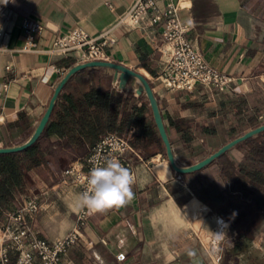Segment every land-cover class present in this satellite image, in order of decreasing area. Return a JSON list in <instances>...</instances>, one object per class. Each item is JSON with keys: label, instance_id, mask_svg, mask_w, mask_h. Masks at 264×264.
Returning <instances> with one entry per match:
<instances>
[{"label": "crops", "instance_id": "obj_1", "mask_svg": "<svg viewBox=\"0 0 264 264\" xmlns=\"http://www.w3.org/2000/svg\"><path fill=\"white\" fill-rule=\"evenodd\" d=\"M133 1L0 0V26L10 30L12 48L0 53V147L22 144L32 136L58 83L71 67L84 62L79 50L67 55L48 51L57 36L75 26L98 34L111 27ZM175 1L181 5L180 17L191 23L188 39L209 64L235 76L227 92L253 91L264 83V0ZM159 6L163 8L162 0ZM25 18L45 26L31 51L20 49ZM162 31V23L147 27L118 24L112 31L116 41L107 48L110 60L150 80L165 117L174 112L188 114L182 106L185 102L213 100L215 105L223 92L202 85L172 92L163 86L158 77L164 46ZM136 82L129 78L122 86L112 68L87 67L73 74L63 89L75 92L98 87L137 95ZM63 152L70 161L65 168L83 165L85 157L74 159L71 151ZM145 163L135 161L134 199L125 206L90 215L82 235L65 254L66 263L225 264L208 246L209 229L222 217L207 215L204 209L211 208L188 185L185 202L179 205L178 194L168 188L169 180L152 175ZM64 169L54 166L53 173L47 171L48 175L43 174L33 186L41 203L32 219L33 229L38 237L49 241L65 236L74 227L79 211L74 204L80 192L63 176ZM41 170L46 169L41 167L38 173ZM197 218L207 228L203 232L207 252L197 240L198 232L187 224H195ZM262 227L263 223L251 240L257 254L264 255ZM119 253L125 254L123 260L118 259ZM254 264H264V256L257 257Z\"/></svg>", "mask_w": 264, "mask_h": 264}, {"label": "trees", "instance_id": "obj_2", "mask_svg": "<svg viewBox=\"0 0 264 264\" xmlns=\"http://www.w3.org/2000/svg\"><path fill=\"white\" fill-rule=\"evenodd\" d=\"M182 106L198 116L162 114L176 159L192 164L264 123V83L253 91L223 92L215 105L185 102ZM109 132L128 135L145 158L166 154L144 93L63 89L41 138L25 150L0 154V221L36 185L39 168L53 173L54 166L65 167L70 161L64 150L71 151L74 159L86 157ZM202 138L208 140V148ZM182 177L199 200L231 224L238 239H252L264 222V131Z\"/></svg>", "mask_w": 264, "mask_h": 264}, {"label": "built area", "instance_id": "obj_3", "mask_svg": "<svg viewBox=\"0 0 264 264\" xmlns=\"http://www.w3.org/2000/svg\"><path fill=\"white\" fill-rule=\"evenodd\" d=\"M159 1L134 0L111 27L98 34H91L80 26L70 28L57 36L48 51L67 55L79 50L84 62L110 60L107 48L116 41L112 35L115 26L128 23L134 27H147L162 23L164 46L158 77L168 91L192 90L198 85L220 92L231 90L235 76L209 64L201 51L188 39L187 32L191 29V23L180 17V3L162 0L164 6L160 8ZM2 9L3 5L0 4V12ZM44 27L39 21L25 18L22 22L23 43L20 49L34 50L37 35ZM9 39L10 30L0 26V53L12 49ZM93 156L115 157L130 169L135 183V161L144 160L142 151L133 145L128 135L116 132L104 134L92 146L83 165L72 164L63 170V176L80 193L85 189L87 176L93 167L90 163ZM40 207L38 195L33 191L27 192L21 196L18 207L7 212V219L0 221V264H67L64 256L82 235L90 215L86 210H79L74 227L62 238L49 241L38 237L33 229L32 219ZM124 258V253L118 254V259Z\"/></svg>", "mask_w": 264, "mask_h": 264}, {"label": "water", "instance_id": "obj_4", "mask_svg": "<svg viewBox=\"0 0 264 264\" xmlns=\"http://www.w3.org/2000/svg\"><path fill=\"white\" fill-rule=\"evenodd\" d=\"M87 67L112 68L116 72L117 78L120 82V85L122 86L127 83L129 78H134L135 80L138 81L139 86H138V89L136 90V94L144 93L147 96L156 126L158 128L160 137L165 146V152H166L167 159L171 167L175 170V172L180 175L185 174V173L194 172V171L204 168L206 165L210 164L212 161L222 156L225 152H227L229 149L233 148L240 142L247 140L251 138L252 136L264 131V123H263L257 127H254L246 131L242 135L237 136L236 138L230 140L229 142L223 144L216 151L212 152L211 154L204 157L203 159L195 163L189 164V165H180L177 162L176 154L174 152V149H173V146H172V143H171V140H170L167 128H166V124H165L164 117H163V114L160 108L159 100L156 96V93L152 87L150 80L144 74L122 63L111 61V60H92V61H86V62H82V63L74 65L64 75V77L61 79V81L56 86L54 93L49 101V104L44 114L42 115L39 123L37 124L32 136L26 142L22 144L0 147V154L1 153H15V152L25 150L38 141L41 138L51 118L56 101L61 91L66 86L67 82L69 81V79L71 78L73 74Z\"/></svg>", "mask_w": 264, "mask_h": 264}, {"label": "rangeland", "instance_id": "obj_5", "mask_svg": "<svg viewBox=\"0 0 264 264\" xmlns=\"http://www.w3.org/2000/svg\"><path fill=\"white\" fill-rule=\"evenodd\" d=\"M137 87L135 88V92L138 89V81ZM213 100H194V102H201L206 104L207 106L213 105L212 103ZM174 102V100H172ZM175 103V102H174ZM179 105H176V108H178ZM168 110L170 111H175L173 108H169ZM173 111V112H174ZM188 114H191L195 117L198 116V114L192 113L191 110L187 109L185 111ZM202 143L208 148V140L206 138H202ZM142 156L144 160L142 163L145 161V168L152 174L157 176L160 179H167L169 180V186L168 188L170 189V192L173 193L175 192L178 194V203L179 205H182L185 202V199L187 197L188 189L186 188V185H188L182 175L178 174L175 172V170L171 167L167 156L164 152H159L149 158H145L144 152H142ZM157 156L155 160H152V157ZM177 162L180 165H189L187 162L178 160ZM65 167H63L64 169ZM41 172V173H40ZM39 172L40 176H43V174H47V170H41ZM33 191L34 193H37L33 187L28 191ZM207 211V215H214L216 213H213L210 211L208 208L204 209ZM76 219H77V214H76ZM219 222L216 221L215 225L213 228H210L209 231L211 233V237L209 239L210 243L208 246L212 247V251L215 252V256L217 260L222 261L225 264H254L256 261V258H262L264 255L261 253L257 254V251L255 249L254 244L252 243V240L249 238H243V239H238L236 236V231L233 229L231 224H226L222 222L220 219H218ZM189 226H191L194 230H196L197 235V240L201 246V248L206 249L208 246L204 243L203 240V232L207 228L203 223H199V219L197 218L195 224L192 222H187ZM262 231H264V222H263V227L261 228ZM261 232V231H260ZM221 233V234H219ZM219 234V235H218Z\"/></svg>", "mask_w": 264, "mask_h": 264}, {"label": "clouds", "instance_id": "obj_6", "mask_svg": "<svg viewBox=\"0 0 264 264\" xmlns=\"http://www.w3.org/2000/svg\"><path fill=\"white\" fill-rule=\"evenodd\" d=\"M90 163L93 167L87 176L85 189L76 197V209L93 215L125 206L134 199V175L118 159L93 156ZM235 215L233 212L232 216Z\"/></svg>", "mask_w": 264, "mask_h": 264}, {"label": "bare ground", "instance_id": "obj_7", "mask_svg": "<svg viewBox=\"0 0 264 264\" xmlns=\"http://www.w3.org/2000/svg\"><path fill=\"white\" fill-rule=\"evenodd\" d=\"M222 222L226 223V224H229V222H227L226 220L222 219V218H219Z\"/></svg>", "mask_w": 264, "mask_h": 264}]
</instances>
